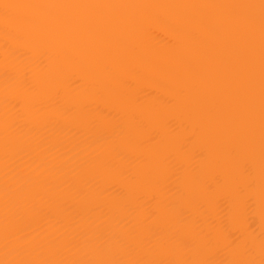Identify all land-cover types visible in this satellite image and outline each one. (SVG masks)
<instances>
[{"label":"bare ground","instance_id":"1","mask_svg":"<svg viewBox=\"0 0 264 264\" xmlns=\"http://www.w3.org/2000/svg\"><path fill=\"white\" fill-rule=\"evenodd\" d=\"M0 264H264V0H0Z\"/></svg>","mask_w":264,"mask_h":264}]
</instances>
